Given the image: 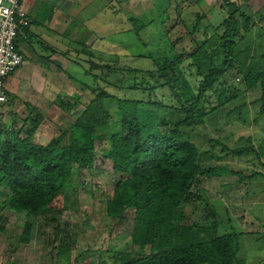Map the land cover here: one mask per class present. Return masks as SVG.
Instances as JSON below:
<instances>
[{
  "label": "rangeland",
  "instance_id": "1",
  "mask_svg": "<svg viewBox=\"0 0 264 264\" xmlns=\"http://www.w3.org/2000/svg\"><path fill=\"white\" fill-rule=\"evenodd\" d=\"M140 1V4L135 1L133 7H130L133 1L123 2L120 10L126 14L119 10L114 14L112 1L107 0L106 15L99 20L100 31L95 32V36L91 35L87 41V49L92 55L75 57L73 64L68 66L67 74H59V93L51 96V102L42 104L41 110L19 105L12 107L9 112L5 109L6 106L1 107L0 120L5 127L3 130L9 131L14 122L16 130L24 127L22 138H25V130L29 129L30 121L25 123L24 120L28 115L30 120L37 114L42 115L33 141L47 145L60 137L74 122L93 98L91 89L95 88L131 101L150 99L162 102L166 107L150 109L160 118L170 116L172 113L167 107L174 103L170 102L169 90L164 87L149 94L152 86L163 84L158 69L164 63H157L158 58H161L163 52L167 55L173 53L172 49L165 46L179 39L175 44L178 51L190 53L196 43L200 47L206 46L211 56H218L221 60L218 40L224 31L220 24L227 17V6L222 0H197L195 3V0H178L181 3L179 6L183 4L180 14L185 27L173 28L177 21L173 15H170L173 17L171 23V17L160 10L155 13V20L147 10L148 3L143 6V1L148 0ZM241 12L250 19L251 28L237 39V51H245L241 55L246 63L250 58L255 59V67L261 69L264 67V60L260 58L264 53V0L243 3ZM129 19L138 20L145 25L140 28L139 38L132 31ZM153 20L155 22L152 24ZM199 20L197 29L193 31ZM97 24L98 22H90V29H97ZM171 26V41H167L166 29ZM191 31L192 36L188 34ZM79 49L80 47H75V50ZM158 50L160 54H154ZM92 64L105 68L91 70ZM183 71L189 82L196 87L198 79L193 77V70L184 68ZM93 77H96V81H93ZM133 86L138 90L132 89ZM217 89L228 98L233 95L232 99L212 114L203 127L188 131L189 140L200 152L209 156L221 154L219 144L230 149L246 146L245 141L238 139L248 136L252 137L254 146L258 145L264 137V116H259L262 103L255 102L262 95L260 86L246 90L241 74L234 68L222 79L219 87L215 86L214 90ZM220 93L215 95L208 92L205 99L210 97L214 103L221 99L218 97ZM58 101L68 102L69 112L60 108ZM109 106L110 113L114 116V103ZM67 143L68 136L64 138L62 145ZM106 147L104 140H97L94 167L83 170L81 177L72 180V187L67 189V208L58 215V224L43 217H27L24 213L8 209L1 212L3 221H0V226L4 231H0V248L3 251L0 264H5L6 261L10 264H119L120 255L130 253L132 258H138L150 253L149 247L140 249L131 243V212L121 223L111 221L105 214L106 202L112 197L118 179V175L112 172L111 163L101 157ZM202 165L223 167V171L212 178L201 177L198 190L192 188L191 192L196 196L199 193L203 199L195 201L188 197L186 202L181 203L179 212L190 223H197L198 227L206 231L202 236L210 235L215 221L219 225V234L244 233L238 241V260L242 264H264V179H240L254 172L264 175L261 166H264V159L257 162L252 156H228L221 161L208 158ZM26 221L32 223V229L28 243L24 244L20 237ZM56 226L57 230H54ZM61 242V245L70 250L59 256L56 246Z\"/></svg>",
  "mask_w": 264,
  "mask_h": 264
},
{
  "label": "trees",
  "instance_id": "2",
  "mask_svg": "<svg viewBox=\"0 0 264 264\" xmlns=\"http://www.w3.org/2000/svg\"><path fill=\"white\" fill-rule=\"evenodd\" d=\"M167 1L169 9L172 0ZM222 1L227 6V17L220 24L224 28L218 40L221 60L218 56H211L206 46L200 47L195 41L190 53L178 51L175 44L179 39L172 42L170 38L173 24L166 29L165 39L171 43L165 47L172 49L173 53L167 55L163 52L161 58L164 60L157 57V63H164L158 69L163 84L152 86L149 94L164 87L169 90L170 102L174 103L167 107L172 113L170 116L160 118L150 109L163 108L165 105L162 102L150 99L131 101L95 88L91 89L93 98L74 122L47 145L33 141L42 115L37 114L31 120L28 115L24 120L25 123L30 121L25 138H22L24 127L16 130L13 122L9 131H4L0 120V221H3L1 212L8 209L58 224V215L67 208V189L72 187L74 178L82 176L83 170L94 167L95 144L101 139L107 143L101 157L111 163L112 172L118 175L112 197L106 202L105 214L111 221L121 223L131 212L132 245L140 249L150 248V253L138 258H132L130 253L120 255L119 264H242L237 255L238 241L244 233L219 234V225L215 221L210 235L202 236L206 231L197 223H190L179 212L181 203L186 202L188 197L195 201L203 199L199 193L196 196L191 192L192 188L198 190L201 177L212 178L223 171V167L219 166L204 167L202 164L208 158L221 161L228 156H252L257 162L264 159V137L256 146L251 136L240 138L238 141H245L246 146L237 149L218 143L221 154L209 156L199 151L187 133L203 127L212 114L232 99L233 95L228 98L224 92L214 88L219 87L222 79L234 68L241 74L246 90L257 86L262 89L260 99L255 102L262 103L259 116H264V67L256 68L252 58L246 63L242 58L245 51H237V39L251 28V21L241 12V7L251 0ZM174 8L179 11L178 7ZM163 12L168 13L167 10ZM176 18L179 19V16L176 15ZM129 23L139 38L140 28L145 25L135 19H129ZM199 23L200 20L193 31ZM193 31L188 34L192 36ZM87 54L92 55L90 51ZM260 58L264 60V53ZM219 60L220 63H217ZM104 68L91 65V70ZM184 68L193 70V77L198 79L196 87L189 82ZM132 89L138 90L134 86ZM208 92L220 93L218 97L221 99L214 103L210 97L205 99ZM58 102L60 108L69 112L68 102ZM110 103L115 105L114 116L109 110ZM66 136L68 143L62 145ZM251 177L264 179V175L258 172L240 179ZM31 229L32 223L26 221L21 230L22 243H28ZM0 231H3L1 226ZM61 244L56 246L59 256L70 250Z\"/></svg>",
  "mask_w": 264,
  "mask_h": 264
},
{
  "label": "crops",
  "instance_id": "3",
  "mask_svg": "<svg viewBox=\"0 0 264 264\" xmlns=\"http://www.w3.org/2000/svg\"><path fill=\"white\" fill-rule=\"evenodd\" d=\"M110 1L114 14L119 11L126 14L120 10L123 2L133 1L130 7H133L135 1L141 2ZM171 3L173 8L169 9L167 0L143 1V6H149L147 10L153 18L156 12L167 10V14L177 20L174 22L175 28L184 26L180 14L183 4L179 6L178 0H172ZM174 7H178L179 11ZM106 9L107 0H24L22 11L29 21V27L25 31V38L18 41L24 61L6 80L8 103L5 109L10 112L12 107L27 105L34 110H41L42 104L51 102V96L58 95L61 88L58 86L59 74H67L68 66L73 64L75 57L88 56L87 41L91 35L95 36V32L100 31L99 20L106 15ZM90 22H98L97 29H90ZM75 47L80 49L75 50ZM47 97L49 99H45ZM5 264L10 263L6 261Z\"/></svg>",
  "mask_w": 264,
  "mask_h": 264
},
{
  "label": "built area",
  "instance_id": "4",
  "mask_svg": "<svg viewBox=\"0 0 264 264\" xmlns=\"http://www.w3.org/2000/svg\"><path fill=\"white\" fill-rule=\"evenodd\" d=\"M24 0H0V106L7 101L5 83L24 61L18 40L25 38L29 21L22 11Z\"/></svg>",
  "mask_w": 264,
  "mask_h": 264
}]
</instances>
